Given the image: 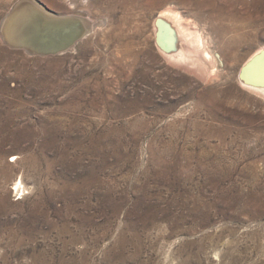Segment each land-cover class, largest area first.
<instances>
[{"label":"rangeland","instance_id":"obj_1","mask_svg":"<svg viewBox=\"0 0 264 264\" xmlns=\"http://www.w3.org/2000/svg\"><path fill=\"white\" fill-rule=\"evenodd\" d=\"M20 1L0 0V264H264V95L241 81L264 0H29L90 25L48 55L3 38ZM166 11L185 61L158 47Z\"/></svg>","mask_w":264,"mask_h":264},{"label":"bare ground","instance_id":"obj_2","mask_svg":"<svg viewBox=\"0 0 264 264\" xmlns=\"http://www.w3.org/2000/svg\"><path fill=\"white\" fill-rule=\"evenodd\" d=\"M159 1L162 2V0H159ZM194 1H196V0H194ZM198 1L201 4L206 5L205 2H207L208 0H198ZM33 6H36V5L29 0L20 1L13 8V10L11 11L10 15L8 16L6 22L4 23V26L2 28V34H3L2 36L6 40V42H8V44L11 47L19 48L16 45H17V43H19L23 40V39H19V37L24 32H26L24 30H27V29L30 30L31 35L40 36V37L43 36L44 38H46L44 41L43 40L38 41V42L34 43L32 46L28 47L27 45H25L24 48H20L22 50H25V51L31 53V54H37L38 52L47 53L50 51H55V52L56 51H67V50L73 48L77 42H79L81 39H83L89 33L90 25H88V23L86 22L83 15H79V16L77 15V16H73V17L56 18L55 16L53 17L51 15L52 13L46 11V9L44 7H42L43 9L40 10L42 17L39 18L40 17L39 13L32 10ZM174 13H172V12L164 13L157 20V22H156L157 44H158V47L161 50V52H163V54L165 53L171 60L185 61V60H187L186 59V56H187L186 53L185 52L184 53L183 52L178 53L179 52L178 51L179 45L183 44L179 41L178 37L186 29L184 27H182V28L179 27L178 23L180 22V20H179L180 16L175 15ZM171 16L174 18L176 25H174L172 23V21L170 20ZM68 18L77 20V22L71 23V22L67 21ZM231 19H232V17H231ZM60 27L63 28V30H64V34H65L64 37L57 36V33H55V29L57 30ZM40 30L41 31L43 30V33H41ZM36 31H39V33H37ZM232 43H233L232 45L236 49H240L245 44L242 39H235L234 41H232ZM208 53H210V52H208ZM44 55H48V54H44ZM206 55H207V59H212L210 54H206ZM234 60L236 63H238L239 57H236ZM241 81L245 86H247L250 89L264 95V48L260 51H257L252 56H250L247 63L243 67V70L241 73ZM0 88L3 90L5 87L0 86ZM212 103L213 102H211V104ZM21 186H22V183H19L17 185V189ZM4 204H6V203H4ZM100 207H102V206H100ZM115 211H116V209H115ZM116 213H117V211H116ZM135 227H136V225H135Z\"/></svg>","mask_w":264,"mask_h":264},{"label":"water","instance_id":"obj_3","mask_svg":"<svg viewBox=\"0 0 264 264\" xmlns=\"http://www.w3.org/2000/svg\"><path fill=\"white\" fill-rule=\"evenodd\" d=\"M45 8V7H44ZM46 9V8H45ZM46 11L50 12L49 10L46 9ZM52 13V12H50ZM54 14V13H53ZM69 22L73 23V22H77V20H74V19H69L68 20ZM26 32H24L22 35H20L19 39H23L21 42L17 43V47L19 48H24L25 45H27L28 47L29 46H32L34 43L38 42V41H44L46 38H44L43 36L40 37V36H34V35H31L30 34V30H24ZM41 31V30H40ZM37 33H39V31H36ZM41 33H43V30L41 31ZM40 33V34H41ZM55 33H57V36H62L64 37L65 34H64V30L63 28H58L57 30L55 29ZM54 33V34H55ZM64 34V35H63ZM61 39V38H60ZM59 52H63V51H50V52H47V53H43V52H38L37 54H53V53H59Z\"/></svg>","mask_w":264,"mask_h":264}]
</instances>
